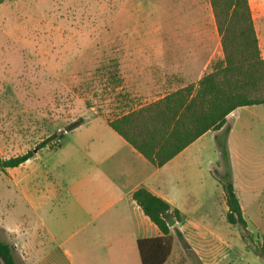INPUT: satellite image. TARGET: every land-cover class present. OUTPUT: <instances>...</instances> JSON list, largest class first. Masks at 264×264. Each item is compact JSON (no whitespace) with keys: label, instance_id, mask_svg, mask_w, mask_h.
Wrapping results in <instances>:
<instances>
[{"label":"rangeland","instance_id":"rangeland-1","mask_svg":"<svg viewBox=\"0 0 264 264\" xmlns=\"http://www.w3.org/2000/svg\"><path fill=\"white\" fill-rule=\"evenodd\" d=\"M205 2L208 0H6L0 5V160L33 152L80 118H115L131 112L136 108L124 105L131 98L153 99L143 97L142 89L196 86L224 58L222 50L210 64V59L202 60L199 73L172 75L165 68L161 41L171 23L192 12L195 4ZM83 133L81 129L52 141L22 170L31 174L39 164L56 174L54 181L68 185L79 180L77 156L67 149L78 146ZM223 172L221 166L218 173ZM21 174L18 169L0 171V238L14 242L5 234L7 220L13 229L39 230L40 242L49 246L62 234L61 225L66 222L51 215L59 201L47 200L36 213L32 201L19 194ZM31 185L37 191L49 189L38 180ZM250 208L247 214L264 223V195ZM214 227L213 233L186 228L184 238L190 251L172 236V251L165 264H264V233L231 226L225 220L223 225L218 220ZM72 244L78 256L75 264H110L108 240L94 243L91 236L79 232L69 246ZM61 257L63 264H70ZM16 262L22 264L19 259Z\"/></svg>","mask_w":264,"mask_h":264},{"label":"crops","instance_id":"crops-1","mask_svg":"<svg viewBox=\"0 0 264 264\" xmlns=\"http://www.w3.org/2000/svg\"><path fill=\"white\" fill-rule=\"evenodd\" d=\"M249 5L264 61V0H249ZM190 11L170 24L168 34L163 32L162 58L167 60L165 68L167 66L172 75L197 74L203 66L202 60L210 59V64L217 52L221 54V36L209 0L205 4H195ZM186 87L151 86L142 89L144 96H141H153L152 100L131 98L133 100L124 105L139 109ZM121 117L88 116L82 118L81 126L67 133L72 135L84 130L79 145L67 149L68 153L77 156L76 164L81 169L79 180L68 185L54 181L56 174L39 164L34 165L31 174L22 170L34 157L17 168L8 169L22 172L19 194L28 202L32 201L36 213L44 202L55 199L59 205L51 210V215L66 219L61 225L62 234L49 246L40 242L39 230L13 229L5 220V234L13 238L11 245L15 247L16 260L22 264H63L61 255L65 261L75 264L78 256L74 244H69L80 232L83 236H91L94 243L109 241L110 264H126L130 260V264H141L137 242L162 234L133 198L140 189H146L167 202L172 210L179 211L180 222L173 227L183 235L186 228L213 233L218 220H222V225L224 220L227 222L225 192L217 175L223 167L217 139L224 141L226 129L232 184L247 224L246 230L264 233V223L255 222L254 216L247 214L251 205L260 203L264 195V105L236 109L228 115L221 130L208 131L161 167L147 160L111 128L109 121ZM35 180L47 183L49 189L34 190L31 183ZM173 227L170 228L171 236L175 235Z\"/></svg>","mask_w":264,"mask_h":264},{"label":"trees","instance_id":"trees-1","mask_svg":"<svg viewBox=\"0 0 264 264\" xmlns=\"http://www.w3.org/2000/svg\"><path fill=\"white\" fill-rule=\"evenodd\" d=\"M6 0H0V5ZM224 58L213 64L211 72L198 84L188 86L166 98L136 109L117 120L111 128L155 166L161 167L210 130H221L229 114L240 107L264 105V61L259 49L249 0H209ZM82 118L53 134L39 145L63 140L67 133L83 124ZM224 141L217 139L224 172L217 174L228 207L227 222L246 228V221L232 184L229 154ZM61 146H58L60 148ZM34 152L0 160V171L14 169L34 157ZM144 214L157 226L161 236L137 242L141 264H165L172 251L168 223L180 222L178 210L146 189L133 195ZM175 235L186 250L191 247L182 232ZM15 247L0 238V264H17Z\"/></svg>","mask_w":264,"mask_h":264},{"label":"water","instance_id":"water-1","mask_svg":"<svg viewBox=\"0 0 264 264\" xmlns=\"http://www.w3.org/2000/svg\"><path fill=\"white\" fill-rule=\"evenodd\" d=\"M33 152H34V154L38 153L39 148H36L35 150H33ZM175 224H176V222L173 219H171L168 223V226H169V228H172Z\"/></svg>","mask_w":264,"mask_h":264}]
</instances>
